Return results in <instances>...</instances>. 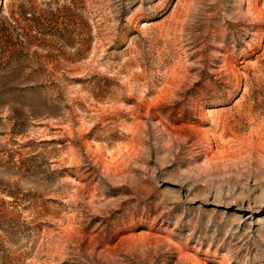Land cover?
Segmentation results:
<instances>
[{
	"label": "rangeland",
	"instance_id": "obj_1",
	"mask_svg": "<svg viewBox=\"0 0 264 264\" xmlns=\"http://www.w3.org/2000/svg\"><path fill=\"white\" fill-rule=\"evenodd\" d=\"M0 264H264V0H0Z\"/></svg>",
	"mask_w": 264,
	"mask_h": 264
}]
</instances>
